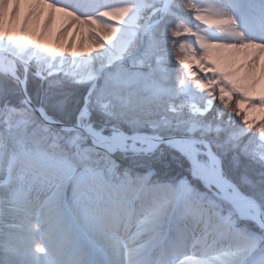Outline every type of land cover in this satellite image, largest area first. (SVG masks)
<instances>
[{
  "label": "snow or ice",
  "instance_id": "6c2138e0",
  "mask_svg": "<svg viewBox=\"0 0 264 264\" xmlns=\"http://www.w3.org/2000/svg\"><path fill=\"white\" fill-rule=\"evenodd\" d=\"M0 264H264V0H0Z\"/></svg>",
  "mask_w": 264,
  "mask_h": 264
}]
</instances>
